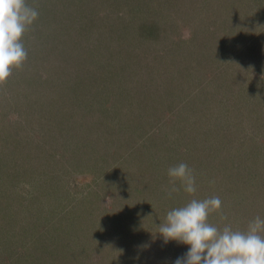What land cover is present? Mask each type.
I'll return each mask as SVG.
<instances>
[{"label": "rangeland", "instance_id": "rangeland-1", "mask_svg": "<svg viewBox=\"0 0 264 264\" xmlns=\"http://www.w3.org/2000/svg\"><path fill=\"white\" fill-rule=\"evenodd\" d=\"M27 3L0 85V264H174L188 247L157 226L193 198L220 197V227L264 219V0ZM180 162L196 192L169 196Z\"/></svg>", "mask_w": 264, "mask_h": 264}, {"label": "clouds", "instance_id": "clouds-1", "mask_svg": "<svg viewBox=\"0 0 264 264\" xmlns=\"http://www.w3.org/2000/svg\"><path fill=\"white\" fill-rule=\"evenodd\" d=\"M38 15L27 0H0V85L26 62L24 36ZM167 175L169 196L181 189L189 195L196 192V177L187 163L168 168ZM221 209L220 197L211 196L193 198L167 212L157 226L159 236L164 244L174 241L188 247L174 264H264V219L256 216L244 230L230 223L223 227L210 223L213 213L227 219Z\"/></svg>", "mask_w": 264, "mask_h": 264}, {"label": "trees", "instance_id": "trees-1", "mask_svg": "<svg viewBox=\"0 0 264 264\" xmlns=\"http://www.w3.org/2000/svg\"><path fill=\"white\" fill-rule=\"evenodd\" d=\"M41 27H43V25H41L40 27H36V29L39 30ZM33 28H34V27H33ZM157 29H158V28H157L155 25H152V26H149V25H143V26L141 27V30L144 31L143 34H148V36H151V37H158V36H159L158 33L155 32V31H157ZM158 30H159V29H158ZM30 32H33L31 28L28 30V33H30ZM157 35H158V36H157Z\"/></svg>", "mask_w": 264, "mask_h": 264}]
</instances>
